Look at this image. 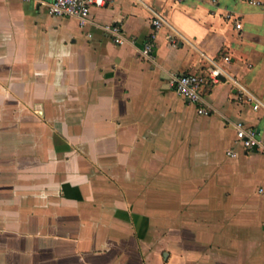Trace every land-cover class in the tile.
Listing matches in <instances>:
<instances>
[{
  "label": "crops",
  "instance_id": "1",
  "mask_svg": "<svg viewBox=\"0 0 264 264\" xmlns=\"http://www.w3.org/2000/svg\"><path fill=\"white\" fill-rule=\"evenodd\" d=\"M51 1L0 0V264H264V0Z\"/></svg>",
  "mask_w": 264,
  "mask_h": 264
},
{
  "label": "built area",
  "instance_id": "2",
  "mask_svg": "<svg viewBox=\"0 0 264 264\" xmlns=\"http://www.w3.org/2000/svg\"><path fill=\"white\" fill-rule=\"evenodd\" d=\"M180 1V0H175ZM252 4L261 5V2L255 0L250 1ZM106 5V0H52L48 4V12L51 16L59 18H75L80 22L81 26H86L90 23V11L92 7H103ZM229 17V16H228ZM164 21L160 17H156L153 21V29L148 42L144 45L141 55L151 61H155L154 49L156 40ZM103 29L110 34L114 42L122 45L126 42V38L121 26L118 25H105ZM212 81L218 82V74L215 72L212 75ZM207 81L196 74H181L174 78L172 87L175 92L182 98L188 101L201 104L203 102L201 90ZM198 112L200 114L208 115L209 112L201 107ZM237 143L240 144L245 150L257 151L264 155V141L258 138L255 129L246 127L243 123L236 125ZM237 152L231 150L228 156L232 158L237 157Z\"/></svg>",
  "mask_w": 264,
  "mask_h": 264
}]
</instances>
